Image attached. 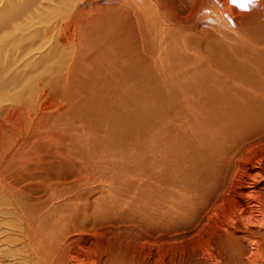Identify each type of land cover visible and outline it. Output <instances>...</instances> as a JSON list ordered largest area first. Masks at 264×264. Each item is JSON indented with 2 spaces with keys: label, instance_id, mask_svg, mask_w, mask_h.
Returning <instances> with one entry per match:
<instances>
[{
  "label": "rangeland",
  "instance_id": "374dc122",
  "mask_svg": "<svg viewBox=\"0 0 264 264\" xmlns=\"http://www.w3.org/2000/svg\"><path fill=\"white\" fill-rule=\"evenodd\" d=\"M29 1L0 0V14L13 2L25 6ZM63 1L72 6L78 0ZM105 1L84 0V4L90 11ZM201 1L161 0L173 21L167 35L144 19L140 28L137 23L131 29L124 25L125 32L121 23H112L109 36L61 38L53 9L62 0H33L32 9L1 31L11 35L0 50V93L8 98L19 96L27 85H33L31 93H36L44 72L57 78L56 73L67 72L68 63L74 64L78 78L65 80L61 93L44 102L63 107L58 109L61 113L55 108L44 113L43 127L37 128L42 136L52 132L57 142L43 143V148L39 141L33 144L39 153L44 147V152L60 151L67 161L61 165L45 159L46 164H29L20 173L18 164L26 159L21 154L29 149L24 145L12 160L17 162L11 183L15 197H8L0 184V264H157L153 242L159 195L153 146L159 107L151 97L157 88L139 66L150 64L156 83L164 85L163 81L180 78L178 67H214L224 61L225 53L236 60L226 59L225 67L237 61L249 65V56L264 48V25L251 21L250 5L228 21L199 11ZM51 23L57 35L49 40L39 28ZM74 27L82 29L79 24ZM59 62L65 67L56 68ZM28 92L25 100L32 97ZM167 102L163 109L168 122L174 113ZM15 119L13 115L5 127L18 129ZM191 262L187 264H198Z\"/></svg>",
  "mask_w": 264,
  "mask_h": 264
},
{
  "label": "bare ground",
  "instance_id": "6f19581e",
  "mask_svg": "<svg viewBox=\"0 0 264 264\" xmlns=\"http://www.w3.org/2000/svg\"><path fill=\"white\" fill-rule=\"evenodd\" d=\"M78 1L69 6L62 0L60 6L53 9L56 15L53 20L62 29L58 37L78 41L89 34L109 36L112 23H121V31L125 32L124 25L131 29L137 23L140 28L144 19L156 31L162 30V35L171 31L173 21L161 0H115L117 3L106 0L90 11L84 0ZM30 2L33 0L25 6L13 2L0 14L3 41L0 50L4 51L6 38L11 37L2 33L4 28L32 9ZM249 5L251 21L264 25V0H249L246 7ZM242 8L232 0H202L199 5V11L216 14L219 20L228 21L236 18ZM126 21L129 23H124ZM77 24L82 25L81 30L74 27ZM53 25L39 28L49 40L52 35H57L53 32ZM139 33L143 34L141 29ZM223 58L224 61L214 67L201 65L191 70L178 67L176 73L181 74L180 78L163 81L164 85L162 81L156 83L158 79L149 69L150 64L141 63L139 66L141 73L148 75L153 87L157 88L151 92V97H155L153 100L159 107L153 146V176L155 191L159 195V199L156 198L153 242L159 256L157 264H162L163 259L164 264L193 263L191 260L198 264H264V48L249 56V65L237 61L236 66L225 67L226 59L231 63L235 59L228 53ZM61 63L56 68L60 65L61 68ZM68 65L66 73L64 70L56 73L57 78L44 72L46 75L43 73L44 79L36 93H33V85L23 87L13 100L0 93L6 99L0 97V184L8 197H15L11 183L14 184L13 169H16L17 162L12 160L24 145L29 149L21 154L26 159L18 164V172L25 173L29 164H46L45 159L61 162V165L67 161L66 154L44 152L45 147L39 153L33 144L39 141V148H43V143L57 142L52 132L47 134L45 131L42 136L37 128L43 127L44 113L55 108V104H44L46 98L53 93L60 94V86L65 85V80L72 82L78 78L73 72L74 64ZM28 91L32 97L25 100ZM165 102L170 104L174 113L168 122L163 109ZM57 106L55 111L58 113L62 106ZM13 115L18 125L16 130H12L11 125L5 127ZM40 158L43 160L38 162Z\"/></svg>",
  "mask_w": 264,
  "mask_h": 264
},
{
  "label": "snow or ice",
  "instance_id": "6c2138e0",
  "mask_svg": "<svg viewBox=\"0 0 264 264\" xmlns=\"http://www.w3.org/2000/svg\"><path fill=\"white\" fill-rule=\"evenodd\" d=\"M233 4H238L241 7H246L247 4L249 3V0H232Z\"/></svg>",
  "mask_w": 264,
  "mask_h": 264
}]
</instances>
